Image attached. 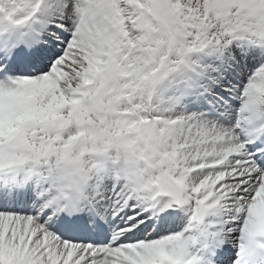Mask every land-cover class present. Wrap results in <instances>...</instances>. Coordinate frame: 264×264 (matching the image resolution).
Here are the masks:
<instances>
[{
  "label": "snow or ice",
  "instance_id": "6c2138e0",
  "mask_svg": "<svg viewBox=\"0 0 264 264\" xmlns=\"http://www.w3.org/2000/svg\"><path fill=\"white\" fill-rule=\"evenodd\" d=\"M0 264H264V0H0Z\"/></svg>",
  "mask_w": 264,
  "mask_h": 264
}]
</instances>
